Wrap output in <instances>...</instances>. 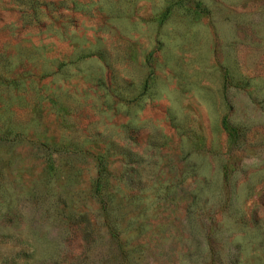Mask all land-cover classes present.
<instances>
[{
    "label": "rangeland",
    "instance_id": "374dc122",
    "mask_svg": "<svg viewBox=\"0 0 264 264\" xmlns=\"http://www.w3.org/2000/svg\"><path fill=\"white\" fill-rule=\"evenodd\" d=\"M0 264H264V0H0Z\"/></svg>",
    "mask_w": 264,
    "mask_h": 264
},
{
    "label": "trees",
    "instance_id": "16d2710c",
    "mask_svg": "<svg viewBox=\"0 0 264 264\" xmlns=\"http://www.w3.org/2000/svg\"><path fill=\"white\" fill-rule=\"evenodd\" d=\"M222 127L226 131V133L229 137L230 144L231 145L235 144L237 142V138H238V129L235 126H233L226 117H224L222 119ZM49 165L51 168L53 167V164L51 161H50ZM101 187H102V185H101L100 181L97 180L96 186H95V193L96 194H100Z\"/></svg>",
    "mask_w": 264,
    "mask_h": 264
}]
</instances>
